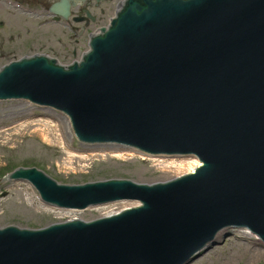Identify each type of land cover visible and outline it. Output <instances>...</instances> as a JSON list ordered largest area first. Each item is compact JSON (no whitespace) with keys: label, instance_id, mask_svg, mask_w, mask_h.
<instances>
[{"label":"water","instance_id":"95a60500","mask_svg":"<svg viewBox=\"0 0 264 264\" xmlns=\"http://www.w3.org/2000/svg\"><path fill=\"white\" fill-rule=\"evenodd\" d=\"M31 56L0 69V101L63 113L85 145L200 165L151 185H68L18 168L0 187L28 182L59 210L138 204L2 228L0 264H191L240 229L264 243V0H124L80 61Z\"/></svg>","mask_w":264,"mask_h":264},{"label":"rangeland","instance_id":"374dc122","mask_svg":"<svg viewBox=\"0 0 264 264\" xmlns=\"http://www.w3.org/2000/svg\"><path fill=\"white\" fill-rule=\"evenodd\" d=\"M114 12L107 6L96 27L108 26ZM8 22L0 38V69L36 51L47 52L48 57L68 66L80 61L82 53L89 49L87 34L68 39L67 27L49 28L50 33L36 29L28 34L17 30L26 29L24 22ZM19 104L24 105L22 110L12 113L11 108ZM67 119L59 111L27 101H0V180L18 168H37L61 184L124 179L151 185L192 173L200 165L192 156L152 157L111 144H82L70 135ZM137 204L118 202L83 211L59 210L44 204L30 183L9 182L0 187V229H42L74 219L93 221ZM243 230L222 233L217 243L191 264H264V258L255 259L249 252L257 248L264 253V243ZM202 256L205 261L201 262Z\"/></svg>","mask_w":264,"mask_h":264},{"label":"flooded vegetation","instance_id":"af4514ba","mask_svg":"<svg viewBox=\"0 0 264 264\" xmlns=\"http://www.w3.org/2000/svg\"><path fill=\"white\" fill-rule=\"evenodd\" d=\"M123 2L124 0H0V38H3L6 23L12 20L24 22L26 29L21 27L17 30H24L28 34L34 33L36 29L43 33H50L49 28L67 27L68 39L82 38L87 34L89 45L90 37L99 34L102 28L109 26ZM107 6L115 10L112 18L108 20V26L101 24L100 27H96L97 23L104 18ZM35 55L49 56L44 51H36L31 57ZM76 55L77 51L74 52V56Z\"/></svg>","mask_w":264,"mask_h":264},{"label":"bare ground","instance_id":"6f19581e","mask_svg":"<svg viewBox=\"0 0 264 264\" xmlns=\"http://www.w3.org/2000/svg\"><path fill=\"white\" fill-rule=\"evenodd\" d=\"M24 107V105H21V104H19V105H17V106H14V107H12L11 108V110L13 111L12 113H17V112H19L20 110H22L21 108H23ZM67 124H68V128H69V131H70V135L72 136V137H74V133L72 132V127H71V124H70V121L67 119ZM199 166V165H198ZM135 203V205H136V202H134ZM135 207V206H134ZM130 208H132V207H130ZM113 214H116V213H111V214H109V216L110 215H113ZM244 232H245V234H247V235H250V236H255L254 234H252V233H250L248 230H243ZM255 238L256 239H258L257 238V236H255ZM218 239H219V237H218ZM217 239V240H218ZM246 252H247V250H246ZM251 254H252V256L255 258V259H258V258H264V253H263V251L261 250V249H257V248H252L250 251H249ZM210 254V253H209ZM205 256H202L199 260H201V262L202 261H205V258H204Z\"/></svg>","mask_w":264,"mask_h":264}]
</instances>
